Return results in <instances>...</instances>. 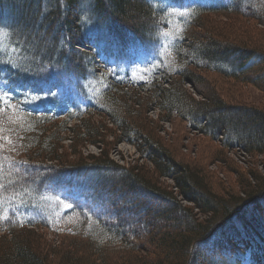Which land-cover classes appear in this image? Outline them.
Masks as SVG:
<instances>
[{"label": "trees", "instance_id": "16d2710c", "mask_svg": "<svg viewBox=\"0 0 264 264\" xmlns=\"http://www.w3.org/2000/svg\"><path fill=\"white\" fill-rule=\"evenodd\" d=\"M205 1L208 4L197 5L187 17L182 40L173 52L170 67L158 72L140 88L148 92L147 95L112 84L95 100L100 110L109 115L116 129L121 130L119 139L123 136V140L138 145L145 141L147 147L142 150L146 158L154 163L153 170L144 166H121L108 154L64 161L59 144L63 133L72 132L81 142L92 137L103 140L106 132H102L104 127L91 118L81 120L82 125L74 126H70L67 119L51 120L49 111L68 109L70 112L74 103L69 96L52 95L50 88L43 90L50 95L45 103L18 111L17 116L0 117L3 123L1 130L17 139L19 134L15 127L30 131L27 139L29 148L24 151L31 150L27 154L30 162L26 168L35 171L39 168L37 173L44 174L40 176L44 183L67 189L72 201L65 220L34 224L45 226L61 237L59 245L26 224L18 226L12 221L1 226L5 234H0V264H193V258L196 261L197 257L208 259L206 264H264V174L258 175L251 169L239 172L237 199L228 189L219 193L213 189L202 167L175 158L160 138L149 132L147 121L141 117L142 110L159 102L168 117L177 112L189 127L213 139H220L222 135L223 148L238 145L252 156H264V109L225 101L217 86L202 80L188 68L194 61L198 66L217 71L235 81L256 84L264 91V34L260 35L262 38L257 35L246 40H233L228 31L222 29L215 32L214 27H208V36L201 37L203 31L196 26L201 16L216 12L250 14L264 24V0H245L243 7L244 0ZM81 2L0 0V15L10 19L2 23L1 29H6L11 37L9 47L3 49L0 46V57L6 63L15 62V57L8 60L12 58L8 50L10 47L23 57H33L30 63L23 62V66L30 70L29 74L18 72L20 70L14 66L3 70L0 91H14L17 95L25 84L46 86L53 78L58 81L68 79L73 90L84 92L85 86L89 87L99 79L93 72L96 53H104L110 59L130 61L141 50L152 54L163 37L164 27L168 25V9L159 3L160 0H154V3L158 2L157 7H152L148 0H85L90 8L85 6L82 13H75V7ZM68 10H72V16ZM88 20L91 27L89 36L85 31ZM18 28L21 30L18 31ZM124 31L130 39L122 38ZM28 32H32L34 40L30 39ZM42 33L49 40L38 38ZM70 33L74 38L80 39L84 35L86 38L70 42ZM83 40L93 45H97L98 40L103 48L98 47V51L94 48L91 53L82 52L77 45L85 47ZM68 53L72 56L69 62L73 63L70 65H66ZM43 63L61 71L56 75L42 76L33 69ZM175 76L181 78L175 80ZM102 78L109 79L111 75ZM186 78L202 80L210 93L205 95L206 100H196L184 89L182 81ZM161 81L171 82L172 88L164 87ZM9 120L12 122L8 123ZM56 121L59 122L56 127L48 126ZM5 154L6 151L0 147V155ZM218 158L226 162L222 152ZM45 160L58 161L59 164H46ZM5 174L9 176V173ZM4 175H0V179ZM158 176L174 178L182 195L192 201L200 212L211 214L209 219L198 220L193 207L183 205L172 191L161 187ZM19 177H16L18 185L32 186V180ZM117 181L126 192L131 193L132 200H137L134 195L142 188L152 199L164 203L165 208L156 221L150 210L143 213L144 224L148 227L146 234L140 227L126 230L131 221L121 214L129 215L132 210L98 194L113 188ZM108 211L109 215L105 213ZM103 213L118 221L114 223L115 228L103 226L107 222ZM258 215L263 220L261 224L256 218ZM160 219L164 224L159 223ZM140 238L146 239L154 248L157 258L150 259L140 253V243L136 241ZM206 244L208 251L200 250Z\"/></svg>", "mask_w": 264, "mask_h": 264}, {"label": "rangeland", "instance_id": "374dc122", "mask_svg": "<svg viewBox=\"0 0 264 264\" xmlns=\"http://www.w3.org/2000/svg\"><path fill=\"white\" fill-rule=\"evenodd\" d=\"M184 2L185 3L182 5L183 9H174L172 8L174 3L173 1L168 0L166 2L160 0V4H168L170 6V17L168 20L169 24L168 27L164 29V34L160 45L156 48V50L160 51L158 62H153L149 65H142L141 63H135L132 65V76L130 81L135 83L136 86H134L132 83H129L128 81L119 82L118 80H116V78L111 77L108 81V86L106 87V81L103 78H99L98 80L100 81V84L95 85L93 82L91 83V87L89 88L91 92V99L93 101L96 100L98 95L104 93L108 88H110L112 84H118L120 86H123L125 89L140 92L143 95L148 94V92L146 93L143 91L144 89L140 88L143 87L144 83H147L152 80L158 72H164L166 69H168L170 67L168 65H170L172 62V54L170 48L175 44V42L180 39L178 34L183 28L181 17L190 13L188 7L189 3H186L188 1ZM148 3H150L152 7H157L158 5V2L154 3V0H148ZM244 5H246L245 0L242 4V7ZM85 6L90 8V5L86 4L85 0H82L80 6L75 7L74 12L78 14L82 13L81 10H83ZM68 11L69 13H71L72 16V10ZM181 13H183V15H181ZM228 14L229 13L216 12V14L209 13L201 16L196 24L197 28L202 29L203 31L201 37L208 36V33L206 31L208 27H214L215 32H220L222 29L224 31H228V36H231L233 40L234 38L237 40H246L250 37L255 38L257 37V35L259 38H262L261 36H263L262 34H264V24L261 23L258 19L254 18V16L244 13H230L229 15ZM97 19L101 22L100 18ZM6 21L9 22L10 19L6 18V16L2 17L0 15V46L3 49L9 47L11 38L10 33L6 29H1V26H3L2 23H6ZM201 23H203V25L199 26L198 24ZM87 24L88 25L85 27V31L89 36V30H91V27L89 26V20L87 21ZM128 27L130 28L131 25H128ZM19 29L20 28H18L17 30L19 31ZM81 31L84 32L83 27ZM152 31H154V29ZM122 33V38L124 40L130 39V35H128L127 31H124ZM28 34H30L31 40L35 39V37L31 35L32 32H28ZM44 34L45 33L40 34L39 37L38 34H36V37H42L46 40H49L45 37ZM70 36V42L73 40L77 42V40L79 41L82 38H86V35L80 37V39L79 37L74 38L72 33H70ZM188 43L189 40L187 39V44ZM82 44H85V47H83L82 45H77V49L85 53L93 52V48H95L96 51H98V47L103 48V46L99 44L98 40L97 45H93L89 41L85 40H83ZM19 47L22 48L23 46L20 44ZM8 50L12 54V58L8 60H13L15 57L16 61L6 63V60L0 57V75H2L3 70L9 68V66H14L18 68L20 70L18 72L24 75L29 74L30 70L23 66V62L30 63L29 60L33 61V57H23L20 53L16 51L14 47H10ZM42 53L43 51L41 52V54ZM68 55L69 59L66 60V65H70L71 63H73L69 62V60L72 59V56L69 53ZM138 55L141 61L145 60V56L142 55L141 51L138 53ZM93 58V61H95L93 64V69L96 71V68H100L102 71H104L102 69L103 65L100 64L101 59L97 57V55H95ZM191 63L192 65H190L188 68L194 71L195 74H198L202 80H205L206 82H210L217 86L216 88L218 89V91H220L225 101L238 105L247 104L258 106L261 109H264V91L258 88L256 84L254 85L252 83L240 80L235 81L234 79L223 76L217 71H210L208 68L198 66V64H196V62L194 61H192ZM105 67L107 70V66ZM33 70H36L37 73L42 76L56 75L61 71L52 68L48 63H43L42 65L40 64L39 66L34 67ZM174 78L176 80V78H181V76H175ZM143 79L144 82H142ZM126 80L128 79L126 78ZM200 80H198L197 78L193 80H189L188 78H186L182 81V86L196 100L204 101L206 100L205 95H209L210 93L208 88L204 86L202 80ZM161 83L166 88H172L171 82L167 83L161 81ZM33 88H35V86L32 83L24 85V89L26 91H29ZM63 89L64 87L62 89L58 88V90ZM99 89L101 91H99ZM44 98L45 96L41 97L37 94H33L28 98H23L22 101L16 105L4 106L1 108L2 112H12H10L9 114L2 113L0 114V117L2 115L17 116V113L15 112L27 110L30 106L38 105L42 102V99ZM142 111L143 112L141 117L147 121L146 123L149 132L152 131L154 136H158L162 141V144L179 161L187 162L194 166L202 167L203 171L208 174L207 176L210 179L213 189L219 191V193L225 192L228 189L232 192V197L237 199L238 197L236 196V194L239 193V186L237 181L240 177L239 172L245 173V171L243 170L251 169L255 170L254 173L258 172V175L259 173L264 174V156H256V154L252 156L245 149L238 145H234L231 148H223V143L220 140L223 138L222 135L219 136L220 139H213L200 132L199 130L194 129L193 127H189L187 121H185L184 118L181 117L180 114H178L177 112L171 114L170 117H168L165 111L159 106V102H154L152 105H148V107H146ZM61 118L65 117L61 116ZM87 118H91L92 121H95L97 124H101V126L104 127V129H102L104 131L102 132H106L105 138L101 140V137H92L90 139L88 138L86 141L79 142L77 136L74 133H63V137L60 139L59 144L62 148V154L64 153V161L68 162L78 160L79 158L85 159L88 157H99L104 154H108L111 159L116 161L121 166H144L153 170L154 163L148 158H146V155H144V151L142 150V148L147 147L145 145V141H142L141 144L138 145L130 141L123 140V136L119 139L118 136H120L119 132L121 130L116 129L114 123L109 120V115L105 111L103 112L97 108H90L89 112L84 113L79 118H73L71 120H68V124L70 126H74L75 124L82 125L81 120H85ZM204 120L205 118H203V122ZM11 122V120L8 121V123ZM58 123L59 122L56 121L51 124H48V126L50 125L51 127H56ZM2 124L3 123L0 119V147L6 151V154L5 156L0 155V161L4 159L9 162V164L5 165V170L8 171L9 176L5 174L0 179V188L2 186H6V188H8L3 190L2 193H0V203L3 206H6L8 211L13 207L11 210L15 214H17L15 223L18 226L20 225L18 220L24 217L38 218L42 215L43 211L51 216V220H65L67 216L66 209L69 208V203L63 198L57 196V194L52 189L51 185L44 183L43 179H41L40 177L41 175H44L43 173H37V171L39 172L38 169H36L35 171V169L26 168V166L29 164L27 154H30L31 150L27 152L24 151L29 148L27 139L28 135L30 134V131H27L26 128L15 127L16 132L19 134V139H17V137L12 136L11 134H7L4 130H1ZM6 142L10 143L4 145ZM220 152H222L226 162H223L218 158V154ZM36 159L38 161H41L39 160V158ZM45 162L46 164L50 165H52L51 163L59 164L58 161L45 160ZM18 176H20L19 178L22 179L24 178L26 180H32V186L23 187L21 185H18L16 183V177ZM158 181L160 182L161 187L165 188L167 191H172L174 195L178 198L180 203L188 207H193L194 212L199 218L198 220L206 221L209 219L211 214H204L203 212H200L201 210H198V208L192 201L182 195V192H180V188L177 186L176 180L174 178L158 176ZM107 188L109 189L108 186ZM98 194L104 195L110 200H115L117 203L124 205L125 208H130L132 210V213L129 215L121 214L122 217H127L131 221V224L126 227V230L129 231H131V229L135 227H140L146 234L148 231V227L144 224L143 213H145L147 210H150V214L156 217V221L160 212H162L165 208L163 202L157 201L156 198L152 199L148 195V193L142 188L138 189L137 195H134V197H137V200H132L130 198L131 193L126 192V190L121 187L119 181H117L114 187L110 190L103 191ZM232 197L229 199V201L232 199ZM31 201H33V203L37 205L38 208L29 210L20 208V205L23 204V202ZM105 213L108 215L110 214L109 211ZM105 213H103L105 215L103 218L106 219L107 222L104 223L103 226H113V228H115L114 223L118 221H116L115 218L106 217L107 215ZM256 218L258 219L260 224L261 222L263 223V220L260 218V215L256 216ZM161 222L162 224H164L163 220L160 219L159 223ZM28 228L34 229L39 234H42L46 239L52 240L55 245H59V242H62L61 237L48 230L45 226H30ZM3 232L4 231H0V234H5ZM136 241L140 243V253H142L143 256H149L150 259L157 258V254L153 250L154 248L148 243V241H146V239L140 238ZM231 242L233 244V241ZM206 246L207 244L202 246L203 248L201 247L200 250H205V252H207L208 248H206ZM201 252L199 251V253ZM215 257L217 258L216 255ZM205 260L202 257H197V260L195 261V259L193 258V264H206V262H208V259L205 258Z\"/></svg>", "mask_w": 264, "mask_h": 264}, {"label": "snow or ice", "instance_id": "6c2138e0", "mask_svg": "<svg viewBox=\"0 0 264 264\" xmlns=\"http://www.w3.org/2000/svg\"><path fill=\"white\" fill-rule=\"evenodd\" d=\"M181 15H183V13H181Z\"/></svg>", "mask_w": 264, "mask_h": 264}, {"label": "bare ground", "instance_id": "6f19581e", "mask_svg": "<svg viewBox=\"0 0 264 264\" xmlns=\"http://www.w3.org/2000/svg\"><path fill=\"white\" fill-rule=\"evenodd\" d=\"M81 20V19H80ZM60 104V103H59Z\"/></svg>", "mask_w": 264, "mask_h": 264}]
</instances>
